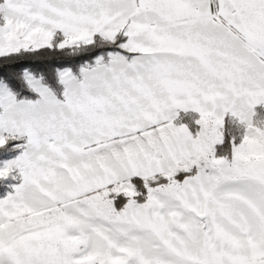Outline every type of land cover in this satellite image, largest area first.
Returning <instances> with one entry per match:
<instances>
[{
	"label": "snow or ice",
	"instance_id": "6c2138e0",
	"mask_svg": "<svg viewBox=\"0 0 264 264\" xmlns=\"http://www.w3.org/2000/svg\"><path fill=\"white\" fill-rule=\"evenodd\" d=\"M0 264H264V0H0Z\"/></svg>",
	"mask_w": 264,
	"mask_h": 264
}]
</instances>
